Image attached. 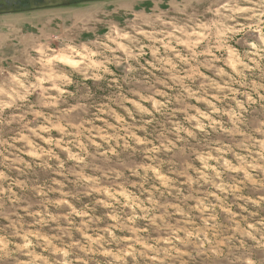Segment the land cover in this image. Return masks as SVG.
Returning a JSON list of instances; mask_svg holds the SVG:
<instances>
[{
  "label": "clouds",
  "instance_id": "clouds-1",
  "mask_svg": "<svg viewBox=\"0 0 264 264\" xmlns=\"http://www.w3.org/2000/svg\"><path fill=\"white\" fill-rule=\"evenodd\" d=\"M0 264H264V0H0Z\"/></svg>",
  "mask_w": 264,
  "mask_h": 264
}]
</instances>
